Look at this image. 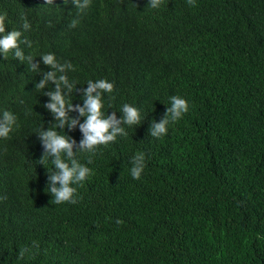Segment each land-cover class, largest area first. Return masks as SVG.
<instances>
[{"label":"trees","instance_id":"16d2710c","mask_svg":"<svg viewBox=\"0 0 264 264\" xmlns=\"http://www.w3.org/2000/svg\"><path fill=\"white\" fill-rule=\"evenodd\" d=\"M149 3L90 0L80 11L72 0H0L6 33L21 31L31 46L20 49L39 66L0 54V118L16 116L0 138V264H264V0ZM49 53L72 66L74 105L89 81L105 79L114 84L105 115L122 119L129 104L142 116L95 152L74 149L93 170L73 185L75 204L51 202L56 169L51 158L39 163L42 130L83 139L79 125L56 128L44 107L54 82L36 88L52 70ZM173 96L189 111L152 137ZM138 152L139 180L130 172ZM22 248L31 249L23 258Z\"/></svg>","mask_w":264,"mask_h":264},{"label":"clouds","instance_id":"9594fccd","mask_svg":"<svg viewBox=\"0 0 264 264\" xmlns=\"http://www.w3.org/2000/svg\"><path fill=\"white\" fill-rule=\"evenodd\" d=\"M191 6L195 5L196 0H187ZM48 5L53 4V0H46ZM68 0H65V4ZM76 8L83 11L90 4V0H72ZM163 0H150L149 7L157 9L161 7ZM6 21L11 23L7 12L0 13V54L4 59L10 52L15 50L14 55L20 61L28 60L32 71H39V66L34 63V59L29 56L25 57L20 49L21 43H27V40H22V32L19 30H12L6 33ZM78 21L73 20L72 27H75ZM23 29L27 31L31 26L25 20L22 25ZM43 63L49 66L52 70L43 74V79L37 83V89H45L49 82H54L55 88L45 95L51 98V102L44 105L55 117L56 128L59 129H74L79 125L83 133V139L77 145L76 141L67 134H61L55 129L42 130L39 133L42 146L44 148V155L39 163L45 164L48 158L54 165L56 171L50 173V183L48 190L53 196L51 202L55 204L62 203H77L78 188L73 185H82L92 174L93 170L81 164L76 158L78 151L95 152L100 145H107L114 142L118 136L127 135L123 125H139L142 120L141 112L138 108L129 104L122 106V119H117L115 113L105 115L104 113V93H112L114 84L105 79H100L96 82L89 81L87 88L84 90V105H74L67 97L72 93L75 85L71 82L66 74L67 69H71V64H60L54 54H45L42 56ZM77 90V89H76ZM171 99V106L167 108L165 116L156 122L153 120L150 128V135L155 138H160L168 132V126L179 121L185 113L189 111L190 105L188 100L179 96H173ZM78 112L79 116L86 117L83 123H80L78 118H73L69 115L70 112ZM16 125V116L4 111L2 118H0V138H8ZM78 147V151H74ZM88 163H92L89 159ZM133 166L130 169L131 176L139 180L146 167L145 154L138 152L133 157ZM122 223V221H117ZM33 247L38 248V242H33ZM29 248H22L19 256L23 258L25 253L30 252Z\"/></svg>","mask_w":264,"mask_h":264}]
</instances>
